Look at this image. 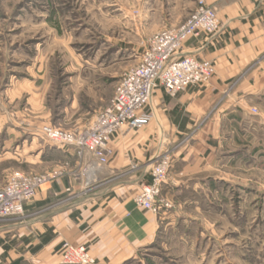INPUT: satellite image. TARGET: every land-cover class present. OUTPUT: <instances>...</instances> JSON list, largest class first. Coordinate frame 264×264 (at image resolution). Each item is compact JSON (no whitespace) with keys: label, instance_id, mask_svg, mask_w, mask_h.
Listing matches in <instances>:
<instances>
[{"label":"crops","instance_id":"crops-1","mask_svg":"<svg viewBox=\"0 0 264 264\" xmlns=\"http://www.w3.org/2000/svg\"><path fill=\"white\" fill-rule=\"evenodd\" d=\"M205 2L216 11L219 32L190 38L180 55L211 62L213 76L175 97L157 89L146 108L148 124L122 128L107 146V164L52 147L31 116L0 106L1 183L15 169L67 171L24 205L22 217L0 223V264H62L63 243L84 246L96 264H134L170 240L185 246L205 231L199 216L214 207L222 213L215 204L227 201L229 185L243 183L246 169L264 167V0ZM28 77L7 80V104L36 101L38 82ZM51 148L54 159L46 155ZM165 152L173 160L158 200L169 208L154 215L133 200Z\"/></svg>","mask_w":264,"mask_h":264},{"label":"rangeland","instance_id":"rangeland-1","mask_svg":"<svg viewBox=\"0 0 264 264\" xmlns=\"http://www.w3.org/2000/svg\"><path fill=\"white\" fill-rule=\"evenodd\" d=\"M198 1L0 0V106L35 119L30 121L37 122L41 138L43 126L86 131L123 75L139 63L150 38L184 23ZM27 75L38 82L39 101L7 104V80ZM54 148L47 157H57ZM45 167L15 169L8 177L67 172L63 165ZM243 175L239 186L229 185L225 203L212 201L221 214L214 207L198 217L204 233L195 232L185 246L158 243L134 264H264V167Z\"/></svg>","mask_w":264,"mask_h":264},{"label":"built area","instance_id":"built-area-1","mask_svg":"<svg viewBox=\"0 0 264 264\" xmlns=\"http://www.w3.org/2000/svg\"><path fill=\"white\" fill-rule=\"evenodd\" d=\"M219 29L215 9L199 0L184 23L175 29L159 31L150 38L139 63L123 75L112 99L96 114L86 131L71 134L43 126L40 129L43 139L56 147L71 149L77 160L89 157L99 166L107 164L110 154L107 146L122 128L137 131L148 124L150 115L146 108L157 89L175 97L189 87H203L211 79L214 74L211 62L181 56L180 52L190 38L212 37ZM172 160L171 152H165L156 159L150 170V183L134 197L136 207L154 215H158L161 208H169L158 199ZM89 166L83 169L84 174ZM61 176L57 171L33 176L10 175L0 189V223L22 217L24 205L33 200L43 187L57 183ZM89 184L87 180L86 186ZM59 254L62 264H96L84 246L63 243Z\"/></svg>","mask_w":264,"mask_h":264},{"label":"trees","instance_id":"trees-1","mask_svg":"<svg viewBox=\"0 0 264 264\" xmlns=\"http://www.w3.org/2000/svg\"><path fill=\"white\" fill-rule=\"evenodd\" d=\"M38 249H39V247H36V248H35V250H38Z\"/></svg>","mask_w":264,"mask_h":264}]
</instances>
